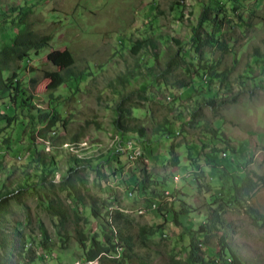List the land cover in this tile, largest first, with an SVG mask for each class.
I'll return each mask as SVG.
<instances>
[{
  "label": "rangeland",
  "instance_id": "rangeland-1",
  "mask_svg": "<svg viewBox=\"0 0 264 264\" xmlns=\"http://www.w3.org/2000/svg\"><path fill=\"white\" fill-rule=\"evenodd\" d=\"M204 1L0 0V13L9 17L4 16L2 23L0 21V37L5 36L6 42L18 31L19 16L24 17L31 30L52 36L49 47L31 55L28 62L13 65L9 72L21 69L19 80L26 83L34 95L37 110L18 111L17 122L10 128L0 124V143L8 148L0 150L1 155L5 154L0 161V194L15 192L10 197L5 231L22 232L28 246L35 247L38 256L44 253L45 259L40 260V264H81L86 258V249L81 245L74 220L76 207L66 192L58 190L60 178L65 177L71 167L72 150L77 151L79 158L88 157L93 161L91 167L77 169L90 192L107 204L113 202L109 205L110 211L121 209L132 220L139 244L136 252L145 264H192L188 260L190 231L199 230L207 222L211 209L232 198L224 186V182H232L231 178L229 183L223 179L224 167L235 172L240 164L251 160L248 170L264 175V63L254 57L256 50L264 55V0H240L236 17L228 15L222 36L217 38L219 42H226V53L216 45L207 47L202 59L192 53L187 59L186 70L184 64L173 68L168 79L174 83L179 77L192 79L206 62L214 64L216 72L224 76L215 79L209 88L208 75L195 76V88L190 86L178 93L187 100V110L184 126L174 128L172 138L151 134L140 141L131 136L137 141L136 145L132 144V139L122 141L116 132L115 107L122 94L133 92V105L140 109L133 113L136 122L150 131L170 113L174 96L154 86L164 79L158 74L153 77L147 74V67L157 61V71H163L179 48L191 43ZM221 2L225 4L222 6ZM209 4L213 8H231L229 0H212ZM11 19H15L16 24H11ZM205 27L207 32L213 29L211 24ZM146 38H152L156 48L147 45L134 55L133 45ZM174 39L179 40L181 46L176 45ZM70 56L81 71L87 70L90 75L79 88L57 84L63 63ZM128 72L145 75L131 79L125 88L115 87L116 78ZM33 79L37 82L35 85L31 84ZM146 81L150 82L151 90V98L147 101L138 92ZM204 84L205 89L202 88ZM213 93L220 95L219 104L214 106L203 102L196 105L188 100L189 97L207 100ZM6 102L2 99L0 105ZM55 109L61 119L67 121V126L63 128L59 124L49 131L57 132L49 134H55V139H41L30 117H35L37 122L40 110L43 114L50 113L51 119ZM195 110L199 117L197 124L191 126ZM206 126L221 128L225 139H214L205 131ZM76 135L81 138L78 150L72 143ZM115 146L124 153L122 156H114L110 151ZM39 153L55 156L56 174L50 175L55 187L48 184L43 189L33 187L20 192L24 184L34 186L39 181L41 173L37 169L42 170V165L34 163ZM98 167L103 177L98 176ZM202 170L207 176L205 180L197 176ZM101 180L102 188L98 185ZM145 180L155 185L144 183ZM157 192H164L163 198L153 195ZM54 197L61 199L71 216L65 231L47 210V203ZM245 201L237 207L222 205V216L229 227L203 248L206 260L214 258L220 234L224 233L229 245L246 264H264V227L255 225L248 213L249 205L264 213V187L256 191L252 200ZM160 202L168 207L162 214L156 206ZM80 211L88 219V223L80 224L86 235H101V220H96L89 208ZM185 211L188 214L184 215ZM168 212L169 222L150 237L146 248L142 247L138 238L140 228H157L164 221L161 215L166 216ZM174 215L180 223H175ZM45 241L47 249L42 246ZM16 247L14 244L11 249V260L15 263L19 261Z\"/></svg>",
  "mask_w": 264,
  "mask_h": 264
},
{
  "label": "trees",
  "instance_id": "trees-1",
  "mask_svg": "<svg viewBox=\"0 0 264 264\" xmlns=\"http://www.w3.org/2000/svg\"><path fill=\"white\" fill-rule=\"evenodd\" d=\"M206 1H204L203 9L198 16V23L193 29L191 43L182 48L180 47L179 51L175 54V57H172L170 59L171 61L166 63V68L163 71H157V61H154V64L147 67V74L152 75V77L153 75L158 74L164 79L161 84H157L155 82L154 86H156V88L158 87L159 90L164 92L166 91L174 96L172 100V106L169 107L170 113L164 117L162 123H158L157 126L150 131L143 124L136 122L137 118L133 115V113L134 111L140 109L136 105H133L134 102L131 100L133 92L129 94H122L120 101L115 107L117 117L114 121L116 132L123 138L122 141H130L132 139L130 138L131 136H135L140 141H142L143 139H148L151 134H161L163 137L172 138V136L175 135L174 128L178 127L182 129L184 126V113L185 110H187V106L185 104L187 100L183 98L182 94L180 95L178 93H182L184 89H188L190 86L195 88V76L203 78L208 75V80L210 81L208 88L215 79H220L224 76H221L216 72L215 67L213 66L214 64H209V62H206L203 66H201L202 73H195L196 75L192 77V79L189 76L186 78L179 77L175 83L170 82L168 79V76L173 72V68L181 67V64L186 65L187 59L192 56V53L196 54L199 59H202L207 47H214L215 45L225 53L228 51L226 42H219L217 38L218 36H222V31L225 27V22L228 15L232 16V18L236 17L239 11L238 7L241 2L240 0H229V5L231 8H222V6L225 4L224 2H221L222 6L213 8V6L209 4L212 0ZM228 9H230L231 12H229ZM4 16L6 19H9L6 14H2V16L0 15L1 23ZM238 17L239 19H242L240 13ZM18 19L19 28L18 31L14 33L13 37L7 39L8 42H6L5 36L0 37V100H7L6 104L3 103L0 105V124H4L6 126L5 128H10L17 122L16 113L18 111L24 109L37 110L34 104V95L30 93L26 83L24 85L23 82L19 80V71L21 69L18 68L17 71L9 74L11 67L21 62H28L31 55L39 54L41 51L49 47L50 42L52 41L51 35H40L31 30L24 22V17L19 16ZM5 22L7 21H4V23ZM10 23L16 24V20L11 19ZM210 24L213 26V29L207 32L205 25L207 26ZM0 34H2L1 31ZM173 41L176 45L181 46L179 40L174 39ZM147 45H152L154 48H156L152 38H146L144 40H138L133 45L131 51L134 55H138V53ZM254 57L259 59V63H264V55H261L259 50L255 51ZM63 67V71L58 75L57 78L58 86H67L70 89L73 87L79 88L82 86V84L86 83L87 79L90 77L87 70L85 72L81 71L75 65V59L72 56H70V58L63 63ZM186 68L187 65L184 69L186 70ZM135 73L128 72L118 76L116 78L117 84L115 87L121 86L125 88L130 83L131 79H137L140 75H145L141 72V74ZM36 83L37 82H35V79H33L31 82L33 85ZM149 83L150 82L146 81L144 83L145 85H143V87L138 90V92L142 93L141 98L146 101L151 98ZM151 83L153 84V80ZM220 83L223 84V81L221 80ZM205 86L206 84L202 85V88L205 89ZM209 90L211 91V88ZM200 93L201 91L199 94ZM217 98L220 99V95L213 93L212 97L208 98L207 100L206 98H203L202 101H200L195 97H189L188 100L195 103L196 105H199L203 102L206 105L214 106V104H219ZM53 112L54 116L51 119L49 118L51 116L50 113L43 114L40 110H38L37 122L35 121V117H30L32 120L31 125L35 129L38 128L37 132L41 139H55L54 135L57 134V132L52 131L55 132V134L49 135L50 133L52 134V132L49 131L53 128H57L59 124H62L63 128L67 126V121H63L61 119L60 114L56 111V109ZM198 117L199 115L197 110H195L192 114L190 122L191 126L197 124ZM205 131L214 139H225L224 134L219 127L210 128L209 126H206ZM80 139V136L76 135L72 140L73 147L77 150L80 149ZM131 142L132 144L135 143L138 145L137 141L135 142L133 139ZM225 143L227 142L225 141ZM144 147L146 148V145H144ZM1 149L8 150V148H4V146L0 143V150ZM116 149V146L110 149L114 156H122V154H124ZM4 155L0 154L1 162L5 158ZM129 155L130 154H128V159ZM89 159L90 158L88 157L79 158L77 151L73 150L72 156L69 159V164H71V167H69L67 175L60 178L58 186V190L61 192H66L67 197L74 203V206L76 207L74 210V220L78 225L81 245H83V247L86 249V258L81 264H92L96 262L97 264H145L143 258L136 252V248L139 244L136 240V236L133 233L132 220L126 214H124L121 209H114L110 211L109 205L113 202H108L107 204L106 200L92 194L85 180L79 177L77 172L78 168L83 166H92L91 164L93 161ZM34 163H36V165H42V170L39 168L37 169V171L41 173L39 174V181L34 183V186L29 185L28 183L24 184L20 192L22 190L26 191L33 187H39L43 189L47 187L48 184L50 187H55V184H53V179L50 178V175L53 174L54 176V173L57 170L55 167L57 163L55 156L49 155V153H39ZM250 163L251 160L240 164L241 170L238 168V170L235 172H232L227 167L223 168V179H226L227 181L229 178H231L232 180L231 184H225L224 182V186L232 198H229L227 201L223 200V203H220L218 208L211 209L207 222L203 224L199 230L196 232L190 231L191 242L188 260L192 264H246L238 255V252L229 245L224 233L220 234L217 245L218 252L215 254L214 258L211 260H206L204 254L205 251L203 248L205 246L207 247L210 244L211 239L215 236H218L217 234L220 231H223L229 227L227 221L222 216L224 212L222 205L230 204L236 207L241 206L243 202H246L245 199L252 200L256 191L260 187H264V175H259L254 171L248 170ZM96 172L98 173V176H104L99 167L96 169ZM144 173L147 178H149V173L146 169L144 170ZM197 176L203 180L207 179L204 170L197 173ZM26 180L29 179L27 178ZM229 181L230 180L227 182L229 183ZM102 183L103 181L98 184L100 188H102ZM144 183L155 185V183L146 180ZM207 187L210 188L209 185ZM14 193L13 191H6L0 194V264H40V260L42 262L45 259L43 255L44 253L38 256L36 248L33 246H28L27 238L22 232L16 230L15 233L11 234L5 231V224H7L8 221L7 215L9 214V201L10 197ZM163 193L164 192H157L153 195L157 198H163ZM243 197L245 198L244 200H242ZM156 206L159 214H162L168 208L167 204L161 202L158 205L156 204ZM85 208L90 209L91 215L96 220H101V235L94 233V235L87 236L85 230L80 227L81 222L88 223V219L84 218L80 211V209L84 210ZM47 210L49 214L59 220L61 230L65 231L67 224L71 221V216L61 199L59 197L50 198V201L47 203ZM248 213L253 219L255 225L264 227V213H261L260 210L254 208L252 205L248 206ZM183 214L186 215L188 212L185 211ZM161 216L163 217L164 221L157 228H147L146 226L140 228L138 238L142 247L146 248L150 237L154 236L158 229H162L163 225L169 222V212L166 216ZM174 221L176 224L180 223L177 215H174ZM14 244L17 245L16 256L19 258L17 263L11 260V257L13 256L11 249ZM42 246L47 249L48 245L46 244V241L42 243Z\"/></svg>",
  "mask_w": 264,
  "mask_h": 264
},
{
  "label": "bare ground",
  "instance_id": "bare-ground-1",
  "mask_svg": "<svg viewBox=\"0 0 264 264\" xmlns=\"http://www.w3.org/2000/svg\"><path fill=\"white\" fill-rule=\"evenodd\" d=\"M87 146V145H86ZM117 150V149H116ZM73 151V150H72ZM118 151H120V149H118Z\"/></svg>",
  "mask_w": 264,
  "mask_h": 264
}]
</instances>
